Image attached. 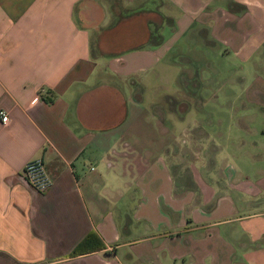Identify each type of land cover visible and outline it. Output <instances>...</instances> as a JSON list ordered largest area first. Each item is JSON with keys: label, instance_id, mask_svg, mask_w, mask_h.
I'll use <instances>...</instances> for the list:
<instances>
[{"label": "crops", "instance_id": "crops-1", "mask_svg": "<svg viewBox=\"0 0 264 264\" xmlns=\"http://www.w3.org/2000/svg\"><path fill=\"white\" fill-rule=\"evenodd\" d=\"M263 49L264 0H0V264H264Z\"/></svg>", "mask_w": 264, "mask_h": 264}, {"label": "rangeland", "instance_id": "rangeland-1", "mask_svg": "<svg viewBox=\"0 0 264 264\" xmlns=\"http://www.w3.org/2000/svg\"><path fill=\"white\" fill-rule=\"evenodd\" d=\"M263 51H264V49H263ZM211 60H212V63L214 64V66H216V67H218L219 65H225L226 66V69H224V70H222V69L219 70L220 68H218V70L213 69V71L215 70L216 72H220L221 75H224L223 77L227 78V77H237V76H239V66H238V64H239L238 60L239 59H237V58H235L233 56H229L227 61L222 62V60L219 59L217 56H213L211 58ZM262 61L264 62V52H263V56H262ZM259 72L264 74V69H262V71L259 70ZM213 77H215V76H213ZM212 80L217 83L215 85V87H219L220 88L221 85H219L220 83H219L218 79L217 78H212ZM196 86H197L196 89L198 90V92H197L198 96H196L197 101L195 102L196 103V107H193V106L192 107L193 108H201V107H204V106L198 99L201 96L205 95L204 94L205 89L202 87L201 83L197 84ZM185 104H187V103L184 102V104H183L184 107H185ZM166 105L168 106L169 102H167ZM223 106H224V102L221 99H219V100H210V103H208V105H207L208 109L216 111V114H218V111L222 110ZM225 108H229V102H227V104L225 105ZM189 120H190V118H186V122L187 123L189 122ZM256 153L257 154H262L263 150H257ZM256 153H255V155H256Z\"/></svg>", "mask_w": 264, "mask_h": 264}, {"label": "built area", "instance_id": "built-area-1", "mask_svg": "<svg viewBox=\"0 0 264 264\" xmlns=\"http://www.w3.org/2000/svg\"><path fill=\"white\" fill-rule=\"evenodd\" d=\"M35 99L36 98H33L32 101ZM0 122H7L5 112L0 111ZM23 175L28 184L37 191H45L51 185V179L48 176L46 167L40 157L30 159L24 163Z\"/></svg>", "mask_w": 264, "mask_h": 264}, {"label": "trees", "instance_id": "trees-1", "mask_svg": "<svg viewBox=\"0 0 264 264\" xmlns=\"http://www.w3.org/2000/svg\"><path fill=\"white\" fill-rule=\"evenodd\" d=\"M46 102L50 103L51 98L46 97ZM95 236L93 235V233H89L87 234L79 243H77V245L73 248V250L68 254L69 257L75 256V255H80L83 254L87 251L84 250L85 246H88V244H92L91 240L94 239ZM94 248H95V244H94Z\"/></svg>", "mask_w": 264, "mask_h": 264}]
</instances>
